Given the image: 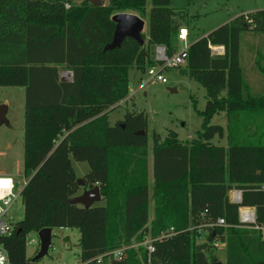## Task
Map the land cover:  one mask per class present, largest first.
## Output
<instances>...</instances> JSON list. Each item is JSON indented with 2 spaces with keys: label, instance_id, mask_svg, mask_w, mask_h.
<instances>
[{
  "label": "trees",
  "instance_id": "trees-1",
  "mask_svg": "<svg viewBox=\"0 0 264 264\" xmlns=\"http://www.w3.org/2000/svg\"><path fill=\"white\" fill-rule=\"evenodd\" d=\"M150 2L147 11V0L104 6L0 0V86L25 88L24 217L11 234L0 235L12 264H38L27 255L28 235L44 228L77 229L80 264H217L216 241L226 249L219 264H264V239L239 219L240 207H253L257 224L264 223V48H249L250 57L241 48L243 32L264 35V10L242 14L190 44L185 71L206 89L205 109L197 110L202 128L188 143L172 130L163 140L154 133L150 153L145 112L109 120L129 95L130 68L157 65V46L169 56L179 50L186 12L171 0ZM121 12L147 16L148 35L144 43L126 37L105 50L116 27L112 16ZM210 45L224 46V54H212ZM246 57L261 83L246 70ZM62 70L72 79L61 80ZM259 83L263 89L255 90ZM222 112L226 128L211 122ZM216 136L227 146L213 143ZM72 160L87 162L88 173L79 177ZM80 181L85 188L99 185L105 203H72ZM233 188L242 190L240 204L230 200ZM219 218L226 227L215 225ZM201 230L212 245L197 242ZM147 235L161 237L152 254L139 245L121 259L110 255L97 263L100 255Z\"/></svg>",
  "mask_w": 264,
  "mask_h": 264
},
{
  "label": "rangeland",
  "instance_id": "rangeland-1",
  "mask_svg": "<svg viewBox=\"0 0 264 264\" xmlns=\"http://www.w3.org/2000/svg\"><path fill=\"white\" fill-rule=\"evenodd\" d=\"M147 6H151L148 0ZM171 6L177 10L185 11L187 14V28L189 30L188 43L191 44L199 38L214 31L220 26L231 22L242 14L253 13L264 10V0H171ZM147 24L143 34L148 35V17H142ZM180 43L179 49L182 47ZM241 48L244 55L250 57L249 48H264V35L242 33ZM245 58V67L253 76L251 62ZM187 63L177 67L165 69L167 83L149 82L144 85L143 81L149 79L147 71L131 67L129 70L130 91L125 101L127 104L120 105L111 110L109 120L111 124L124 118L128 111H143L148 120L147 138L148 150L151 153L154 145V133H159L163 140L169 130L178 133V138L183 143H188L197 136L202 128L203 118L197 110L205 109L207 103L206 89L186 73ZM62 70V75L64 72ZM67 72V71H66ZM257 73V72H256ZM260 79L263 76L257 73ZM63 80L65 76L62 77ZM255 90L261 89V84ZM7 106V120L9 124L0 120V172L14 176L22 185L27 180L23 175L24 164V125H25V88L21 86H0V106ZM121 104V103H120ZM212 124H220L226 128L227 115L225 112L216 114L212 118ZM213 143L227 146L226 138L215 137ZM149 185H150V216L154 213V200L152 188V156L149 155ZM74 169L79 177L88 173L90 166L87 162L72 160ZM2 175V174H1ZM102 199L96 203L103 205ZM10 216L14 223L24 217V206L20 197L10 209ZM69 233L71 235H68ZM27 242V255L34 257L40 250L38 233L31 232ZM80 232L77 229L68 231L60 228L53 229L52 244L49 253L38 261V264H80ZM198 243L212 242L208 240V234L201 230L197 236ZM215 260L220 263L226 261V249L214 247Z\"/></svg>",
  "mask_w": 264,
  "mask_h": 264
},
{
  "label": "built area",
  "instance_id": "built-area-1",
  "mask_svg": "<svg viewBox=\"0 0 264 264\" xmlns=\"http://www.w3.org/2000/svg\"><path fill=\"white\" fill-rule=\"evenodd\" d=\"M189 30L187 27L180 29L178 34L179 42L182 43V47L172 56L167 54V50L164 46H157L155 50V60L157 65L148 67L146 69L149 79L143 81L146 85L149 82L167 83L168 80L164 75V70L168 68H177L187 63V56L190 44L188 43ZM212 54L223 55L225 52L224 46L210 45ZM67 76L72 78V74L68 71ZM27 184V180L21 183L14 177L9 175H0V235H9L13 231L14 218L10 216V209L21 197L22 190ZM242 190L233 188L229 192L230 200L234 203L240 204L242 201ZM239 219L241 226L248 227L259 231L261 237L264 239V223L257 224L256 210L253 207L242 206L239 209ZM217 226H227L224 218H219L215 223ZM168 236V234L166 235ZM161 237L153 238L151 235H147L142 242L134 243L129 246H122L114 251L100 255L97 258V263H102L104 258L112 255L114 258L121 259L125 251L130 247H136L139 245L145 246L149 255L155 251L154 242ZM29 240V236H28ZM38 239L32 243H38ZM214 247H222L225 244L220 241H216ZM0 264H12L7 251L0 246Z\"/></svg>",
  "mask_w": 264,
  "mask_h": 264
},
{
  "label": "water",
  "instance_id": "water-1",
  "mask_svg": "<svg viewBox=\"0 0 264 264\" xmlns=\"http://www.w3.org/2000/svg\"><path fill=\"white\" fill-rule=\"evenodd\" d=\"M96 6H104L105 0H87ZM113 21L116 23L113 39L111 43L106 45L105 50L109 48L119 47L126 37H132L138 40L140 43H144L143 30L145 27V20L135 13L121 12L112 16ZM206 36V35H205ZM70 72V71H69ZM71 73V72H70ZM72 74V73H71ZM62 80V79H61ZM7 106H0V120L2 123L9 124L7 120ZM141 133H144L142 131ZM81 183L83 192L74 196L71 202L74 204H80L86 207L95 205L102 200L99 185H95L92 188H85ZM52 228H44L38 232L40 250L36 256H34L32 263H36L45 257L49 253L50 246L52 244ZM217 264L220 262L217 261Z\"/></svg>",
  "mask_w": 264,
  "mask_h": 264
},
{
  "label": "crops",
  "instance_id": "crops-1",
  "mask_svg": "<svg viewBox=\"0 0 264 264\" xmlns=\"http://www.w3.org/2000/svg\"><path fill=\"white\" fill-rule=\"evenodd\" d=\"M109 2H110V0H105V4L104 5H108L109 4ZM147 2H148V0H147ZM151 8V6H147V11L149 10ZM130 13H134V12H130ZM135 14H137V13H135ZM144 19V18H143ZM147 26V24H145V27ZM148 26H149V22H148ZM68 72V71H67ZM67 72L65 71L64 72V76H65V79L66 80H71L72 78H69L68 76H67ZM63 75H62V72L60 73V77H61V79H62V77H64ZM255 79H259V76L256 74V72H254L253 73V80H255ZM63 80V79H62ZM262 86V85H261ZM263 89V88H262ZM262 89H260V90H262ZM126 100V99H125ZM123 101L122 102V104L121 105H124V104H127V101ZM7 175V173H5V172H3V171H1L0 172V175ZM10 176V175H9ZM83 192V189H81L80 191H79V193L78 194H81ZM77 194V195H78ZM102 199H104V197L102 196ZM105 200V199H104ZM55 229V228H54ZM60 229H62V230H69V228H60ZM52 232H53V230H52ZM66 234H68V235H71V234H69V233H66Z\"/></svg>",
  "mask_w": 264,
  "mask_h": 264
}]
</instances>
